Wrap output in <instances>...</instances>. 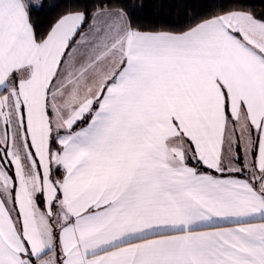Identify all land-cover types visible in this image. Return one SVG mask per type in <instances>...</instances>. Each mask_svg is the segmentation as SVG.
Masks as SVG:
<instances>
[{
	"label": "snow or ice",
	"instance_id": "1",
	"mask_svg": "<svg viewBox=\"0 0 264 264\" xmlns=\"http://www.w3.org/2000/svg\"><path fill=\"white\" fill-rule=\"evenodd\" d=\"M46 7L0 0V264H264V10Z\"/></svg>",
	"mask_w": 264,
	"mask_h": 264
},
{
	"label": "trees",
	"instance_id": "2",
	"mask_svg": "<svg viewBox=\"0 0 264 264\" xmlns=\"http://www.w3.org/2000/svg\"><path fill=\"white\" fill-rule=\"evenodd\" d=\"M71 0H47L48 4L60 7H46L41 13L33 14V22L38 31H46L63 10V6ZM91 2V0H89ZM129 2V0H123ZM142 7L136 9L135 21L149 26H163L171 29H182L190 17L206 14L213 4H228L231 0H131ZM257 13L264 10L261 0H246Z\"/></svg>",
	"mask_w": 264,
	"mask_h": 264
}]
</instances>
